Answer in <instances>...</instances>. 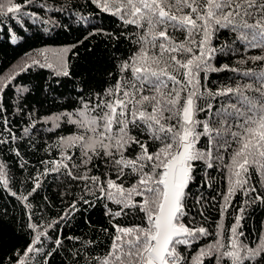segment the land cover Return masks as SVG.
I'll use <instances>...</instances> for the list:
<instances>
[{
	"label": "snow or ice",
	"instance_id": "obj_1",
	"mask_svg": "<svg viewBox=\"0 0 264 264\" xmlns=\"http://www.w3.org/2000/svg\"><path fill=\"white\" fill-rule=\"evenodd\" d=\"M31 2L25 0L24 6ZM92 3L102 12L118 17L124 25H133L139 30L135 43L140 47L120 66L121 73L131 72V78L121 77L103 94L97 93L88 100L81 98L79 109L64 114L78 131L59 138L61 159L42 161L51 163L52 167L41 175L64 170L63 174L71 180L84 182L85 192L98 191L97 199L119 206L113 211L104 205L105 215L111 221L143 214L140 224L112 223L111 242L97 264H205V258L211 257L216 264L228 261L264 264V236L255 247L240 239L244 235L238 231L242 215L235 217L227 245L221 222L217 225L221 229L217 233L220 239L199 248L191 256L180 251V246L190 247L201 237L210 235L205 227H190L192 221L185 223L184 220L188 216L186 190L195 179L197 161L212 168L213 159L223 162L224 157L218 153H229L230 162L225 165L229 186L221 206L222 215L238 189L246 196L256 192L249 185L250 168L264 178V66L258 72L251 69L244 72L242 75L250 82L243 85L222 86L213 91L201 82V73L206 80L209 72H238L228 64L217 68L212 63L218 53L227 56L239 51L227 44L213 46V39L221 30L233 33V44L239 41L245 52L248 49L264 51V0H92ZM22 7L15 0H0V16L21 13ZM174 31L183 33V39H176L171 34ZM15 39L13 34V43ZM249 60L264 62V55L241 58L239 63ZM32 64L40 61L32 60L24 70ZM59 74L69 75L66 65ZM223 97L227 101L217 99ZM201 100L203 103H199ZM213 101L220 106L216 107ZM0 110H3L2 103ZM199 113H204L203 119L197 118ZM54 119L59 121L60 117ZM2 122L5 126L8 123L6 118ZM132 129L146 132L148 139L133 135ZM24 131L27 133L28 129ZM201 138H205L204 149L197 148ZM149 140L155 145L154 151L150 150L153 145ZM6 142L0 140V144ZM133 145L139 151L134 158H129L125 153ZM68 149H79V164L74 161L76 154ZM16 154L20 155L18 151ZM94 158L109 170H115L116 178L112 179L108 172L103 174L104 179L89 175L88 166ZM4 167L0 163V182L7 186ZM81 168L85 171L80 172ZM126 175L134 177L128 187L124 182ZM33 179L35 184L29 196L40 187L39 177ZM20 199L26 201L28 196ZM80 199L90 204L84 196ZM253 201L264 202V196L256 195ZM69 207L72 211L78 210L75 202ZM239 211L242 214L244 209ZM69 214L66 212L65 216ZM36 227L28 224L30 229ZM43 234L37 233L23 256H18L13 264H27L25 257L39 251L33 245ZM55 242L61 244L59 238Z\"/></svg>",
	"mask_w": 264,
	"mask_h": 264
},
{
	"label": "trees",
	"instance_id": "obj_2",
	"mask_svg": "<svg viewBox=\"0 0 264 264\" xmlns=\"http://www.w3.org/2000/svg\"><path fill=\"white\" fill-rule=\"evenodd\" d=\"M15 2L23 6L21 13L0 16V88L3 89L0 91V103L3 104V110H0V140L7 141L0 144V163L5 165L8 180L7 186L0 182V264H13L18 256H23L37 233H44L40 241L33 245L39 251L25 257L27 264H97V259L104 256L111 242L114 232L112 223L124 226L140 224L143 214H130L111 221L105 215L104 205L107 204L113 211L118 210V205L97 199L100 195L98 191L95 194L85 192L84 182L71 180L63 174L64 170L41 175L46 168L52 167L51 163L42 161L61 159V149L57 146L59 138L78 131L75 125L68 123L64 114L79 109L81 98L88 100L97 93L103 94L121 77L131 78V72L121 73L120 66L140 47L135 43L139 30L133 25H124L116 16L102 12L92 0H32L26 6L25 0ZM13 34L15 43L12 41ZM171 34L178 40L183 39L181 32ZM233 40L235 35L227 30H221L213 39L215 47L227 44L239 49L235 55L218 53L212 61L214 67L228 64L229 68H236L238 72H209L206 80L201 73L202 84L213 91L222 86L249 83V79L242 74L249 69L258 72L264 66V62L251 60L239 63L241 58L264 55V51L248 49L245 52L244 45L239 41L233 44ZM34 59L40 64H32L24 70L26 64H31ZM47 64L52 67H47ZM64 65L68 76L59 74ZM217 99L227 101L228 98ZM213 103L216 107L220 106L215 101ZM57 116L59 121L54 119ZM4 118L8 121L6 126L2 122ZM197 118L203 119L204 113H199ZM57 123L59 127H56ZM132 134L148 139L146 132L141 133L137 129H132ZM13 136L16 139H12ZM148 142L153 145L150 150L154 151L155 145L151 140ZM205 147V138H201L197 148ZM68 151L76 154L74 161L79 164V149ZM138 151V147L133 145L125 155L134 158ZM218 155L224 157L223 162L213 159L212 168H207L203 161L196 162L195 179L186 190L188 216L184 218L185 223L191 220L190 227L203 226L210 233L190 247L180 246V251L186 256L194 255L199 248L220 239L217 233L221 229L217 225L221 222L227 245L230 228L237 215L243 217L238 231L244 233L240 239L245 244L255 247L260 237L264 236V202L253 201L256 195L264 196V178L250 168L249 185L255 187L256 192L246 196L243 190L238 189L222 215L221 206L229 186L225 165L230 160L228 152L221 151ZM88 167L91 169L89 175L104 179L103 174L108 172L112 179L116 178L115 170H109L98 158H94L93 164ZM84 171V168L80 169V172ZM35 177H39L40 187L29 196ZM133 179L131 175H126L125 187ZM21 196H28V199L21 200ZM81 196L90 204H84ZM73 202L76 203V211L69 207ZM241 208L244 209L242 214L239 211ZM66 212L70 214L65 216ZM62 216L64 219H61ZM29 223L35 224L36 229L28 228ZM57 238L61 240L60 245L55 242ZM205 264H216L215 258H205Z\"/></svg>",
	"mask_w": 264,
	"mask_h": 264
},
{
	"label": "bare ground",
	"instance_id": "obj_3",
	"mask_svg": "<svg viewBox=\"0 0 264 264\" xmlns=\"http://www.w3.org/2000/svg\"><path fill=\"white\" fill-rule=\"evenodd\" d=\"M12 146V145H11ZM14 153V152H13ZM61 202V201H60Z\"/></svg>",
	"mask_w": 264,
	"mask_h": 264
}]
</instances>
